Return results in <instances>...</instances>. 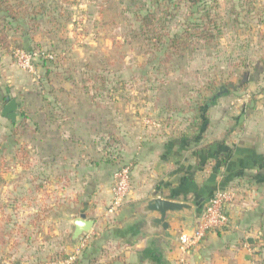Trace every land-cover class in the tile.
Returning <instances> with one entry per match:
<instances>
[{
    "label": "rangeland",
    "instance_id": "obj_1",
    "mask_svg": "<svg viewBox=\"0 0 264 264\" xmlns=\"http://www.w3.org/2000/svg\"><path fill=\"white\" fill-rule=\"evenodd\" d=\"M17 2L23 4V10L19 22L14 23L13 31L8 34L10 46L5 49V44L0 45V89L9 87L12 90L9 96L20 101L28 91L36 96H47L52 87L43 88L46 84L41 81L42 63L47 61V65L63 73L64 79L53 83L52 95L65 101L71 96L79 97V125L85 123L87 115H95L94 124L99 127V134L84 138L89 141L84 153L93 159L113 161L121 153L113 151L108 144L110 135L114 136L111 139L114 145H127L132 153L145 140L160 136L166 141L171 138L176 141L191 133L197 136L195 143L199 145L205 124L201 131L194 130L196 107L212 93L211 82L221 89L229 87L231 90L228 95L220 88L216 91L220 93L218 114L228 115V129H245L249 124L248 114L259 111L254 119L261 121L259 128L264 127V0H218L217 13L225 24L220 39L198 57L177 62L167 69H162L158 62H151L147 42L134 38L137 28L134 13L144 3L11 0L14 5ZM181 12L172 11L171 17L176 16L172 20L166 13H161L160 17L172 21L170 29L174 30L180 26ZM17 52L38 54L32 61L33 71L19 65ZM67 77L73 80L66 81ZM255 78L258 79L257 90L245 85ZM88 98L96 99L97 110L90 109ZM255 100L259 101L255 104L260 108L258 112L249 109ZM3 107L0 105V128L11 127L10 122L2 119ZM67 107L69 110V105ZM239 116L242 118L237 125L235 118ZM168 117H171L169 124ZM100 118L107 126L98 125ZM11 137L0 135L4 141H10ZM11 156L9 154L8 158ZM120 156L118 158L124 162L112 165L113 171L132 164L130 158L125 160ZM6 170H11L10 163ZM2 186L4 182L0 183V190ZM69 191L73 192H69L68 207L62 208V213L63 210L69 212L68 216L41 212L35 217L27 216L22 206L18 211L10 192H0V264H79L85 249L89 248L87 245L94 243L89 244L87 239L71 240L73 219L79 217V189L76 194L75 183H69ZM22 204L27 206L26 199ZM135 211L136 207L125 203L119 214L109 218L122 223ZM109 236L100 240L104 248H99L102 263L99 260L98 264L110 262Z\"/></svg>",
    "mask_w": 264,
    "mask_h": 264
},
{
    "label": "crops",
    "instance_id": "obj_2",
    "mask_svg": "<svg viewBox=\"0 0 264 264\" xmlns=\"http://www.w3.org/2000/svg\"><path fill=\"white\" fill-rule=\"evenodd\" d=\"M247 82L245 85L257 90V78ZM11 91L4 87L0 94L17 100L9 96ZM22 98L17 100L21 107L15 122L2 117L11 127L0 128V135L12 137L10 141L0 139V183L4 182L0 192H10L17 210L22 206L27 216L41 212L68 216L62 208L67 209L69 192H73L69 183H75L79 216L85 214L95 222L92 231L80 239L94 244L87 245L79 264L102 263L98 252L104 247L100 240L109 235L108 264H174L180 235L196 227L207 203L220 190L236 191L227 211L230 225L209 233L203 245L191 253V264H264V127L259 128L261 121L254 119L260 114L256 108L259 101L250 103L249 109L258 113L248 114L249 124L241 131L228 129V115L218 114V100L208 106L199 145L191 133L176 141L160 136L145 140L132 153L127 145H114L110 135L108 144L121 152L111 161L85 154L89 142L85 136L93 138L100 130L93 114L79 125V97L65 101L28 91ZM88 102L90 109L97 110ZM241 118H235L237 125ZM98 125L107 126L103 118L98 119ZM119 155L132 163V191L127 204L136 207L122 223L109 218L119 214L110 213L116 173L112 165L124 162ZM155 198L186 202L193 209L170 214L169 229L164 231L153 224L155 216L144 217L139 212ZM24 199L27 206L20 205Z\"/></svg>",
    "mask_w": 264,
    "mask_h": 264
},
{
    "label": "trees",
    "instance_id": "obj_3",
    "mask_svg": "<svg viewBox=\"0 0 264 264\" xmlns=\"http://www.w3.org/2000/svg\"><path fill=\"white\" fill-rule=\"evenodd\" d=\"M131 1L132 3H144L143 0ZM155 1L146 0L145 2L147 4L144 3L134 13V19L136 18L137 24V28L134 30V38L147 42L146 45L149 47L147 53L153 58L151 62H158L162 69H167L168 66L173 68V65L177 62H184L189 58L198 57L202 52L210 50L220 39L222 28L224 27L222 25L225 24H222L221 17L217 13L219 7L218 0ZM161 2L163 3L160 6ZM22 5L20 2L14 5L11 3V0H0V20L2 21L0 24V45L5 44L3 45L5 49H8L10 46L8 43V34L13 31L14 23L20 20L19 14L23 10ZM180 10L182 11L179 13L182 17L180 26L174 30L170 29V22L172 21L162 19L160 14L166 13V17L168 16L172 20V18L176 17H171L172 11L174 14H177ZM42 66L44 71L41 81H44L46 84L43 88L47 90L48 87H52L51 94L49 93L48 95L52 97L53 83L55 80L64 79V75L47 65V61L42 63ZM67 80L73 79L72 77H67ZM211 83L212 93L204 98L205 101L203 104H198L196 107V111L199 114L197 113L195 115L193 127L197 132L203 129L205 123L204 116L206 115L205 111L208 106H213L220 97L219 93H216L220 87L215 86L213 82ZM220 90L225 95L231 92L229 87H222ZM7 100L8 97L0 98V105L5 106ZM89 100L91 106L99 108L96 99L92 98ZM170 118L168 117V120H166L167 124L171 122Z\"/></svg>",
    "mask_w": 264,
    "mask_h": 264
},
{
    "label": "built area",
    "instance_id": "obj_4",
    "mask_svg": "<svg viewBox=\"0 0 264 264\" xmlns=\"http://www.w3.org/2000/svg\"><path fill=\"white\" fill-rule=\"evenodd\" d=\"M37 53L17 52L19 65L29 71H33L32 61ZM132 166L127 165L114 174L112 187L111 214H116L127 203L132 191ZM236 199V191H217L207 203L204 212L198 218L196 227L183 232L179 237L178 257L174 264H191V253L201 247L206 237L211 232H216L229 227L230 218L228 208Z\"/></svg>",
    "mask_w": 264,
    "mask_h": 264
},
{
    "label": "water",
    "instance_id": "obj_5",
    "mask_svg": "<svg viewBox=\"0 0 264 264\" xmlns=\"http://www.w3.org/2000/svg\"><path fill=\"white\" fill-rule=\"evenodd\" d=\"M20 107L21 103H19L16 99H8L7 104L1 111V115L9 121L15 122L19 117ZM192 209V205L186 202L155 198L146 202L142 210H139V212H141L140 215L144 217L148 215L155 216L152 221L153 224L161 227L164 231H168L169 224L167 223V218L170 214L192 212ZM94 224L95 222L87 219V215L85 214L76 218L73 221V232L71 234L72 242L79 241L82 236L89 234L92 231Z\"/></svg>",
    "mask_w": 264,
    "mask_h": 264
}]
</instances>
